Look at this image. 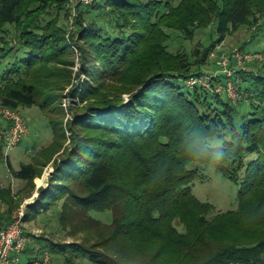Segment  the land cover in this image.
Masks as SVG:
<instances>
[{
	"label": "trees",
	"instance_id": "obj_1",
	"mask_svg": "<svg viewBox=\"0 0 264 264\" xmlns=\"http://www.w3.org/2000/svg\"><path fill=\"white\" fill-rule=\"evenodd\" d=\"M65 1L0 0V35L4 25L14 24L16 44L22 49L4 69L7 81L0 88V107H37L51 134L18 170L6 159L11 176L24 182L20 194L31 192L33 179L53 163L47 186L38 188L35 200L26 205L24 220L59 206V226L68 227L70 235L82 234L79 242L55 243L33 237L22 227L24 235L44 244L35 250L28 242L22 264L41 260L46 247L49 262L57 258L61 264H264V227L248 236L234 233L241 215L244 221L255 217L257 226L264 225V118L258 117L252 102L248 109L243 103L264 104L260 67L250 63L252 72L232 78L239 95L233 103L202 87L182 91L178 83L203 75L210 49L191 63L160 47L163 28L191 37L194 29L212 22L214 42L221 43L230 30L247 23L253 10L263 17L264 28V0H180L175 6L161 0H99L92 5L108 8L130 33L102 36L95 23L80 31V70L98 81L81 85L79 101H94L74 111L67 148L60 98L71 79L67 66L72 61L62 29L55 24L60 14L66 15ZM53 5L54 19L40 25V16ZM11 52L0 53V68ZM225 80L219 75L210 86ZM105 82L117 86L106 87ZM68 92L74 97L77 91ZM123 94H128L126 102ZM7 127L3 123L0 130ZM218 142L221 147L215 146ZM3 147L0 134V157ZM218 152L224 153L220 166L215 161ZM190 164L208 166L231 181L243 171L237 211L207 217L213 206L193 197ZM18 196L9 185L0 187V228L13 220L24 198ZM90 210H110L111 222L86 217Z\"/></svg>",
	"mask_w": 264,
	"mask_h": 264
},
{
	"label": "rangeland",
	"instance_id": "obj_2",
	"mask_svg": "<svg viewBox=\"0 0 264 264\" xmlns=\"http://www.w3.org/2000/svg\"><path fill=\"white\" fill-rule=\"evenodd\" d=\"M99 0H96L95 5ZM149 0H142V3L148 2ZM162 3L169 2L175 6L180 0H161ZM69 0H66L64 3V10L66 15L60 14V20H56V25L61 27L62 35L65 41H67L68 51L71 52V65L67 66L70 71V82L65 87L64 91L61 93L60 98V107L62 109V129L66 137L64 146L67 148L69 146V138L71 137V126L70 122L73 119L74 111L81 108L86 102L94 101V98H88L86 101L81 102L78 99V94L81 90V85L85 84L86 81L93 82L94 84L98 81L96 78L94 80H89L88 76L83 74L80 70L81 67V51L80 45L82 41H79L80 31L86 29V26L96 24L101 29V34L106 35L107 37L111 36H127L130 33L128 27H123L122 21L115 19L114 16L108 13V8H95L92 5H87L85 7L76 6L74 8V13L71 11V7L68 5ZM97 5V4H96ZM82 9V17L79 19V10ZM88 9V10H87ZM55 7L45 9V14L40 16L41 22L40 25H44L47 20L54 19L55 17ZM58 17V18H59ZM57 18V17H56ZM257 19V22L254 19ZM262 20L259 14L255 10L251 11V15L246 24L239 25L224 38L221 43L214 42L217 38L215 33V24L212 22L209 26L205 28H197L192 31V36L189 37L185 33H180L178 30L163 28L165 34V39L162 41L160 47H162L167 53L171 55H183L185 61L193 62L194 58L201 59L202 53L205 49H210L208 55L206 56L205 65L202 69L203 74H215V58L221 56L222 54L228 55L234 49H241L245 47L248 51H264V28L262 27ZM91 23V24H90ZM18 31L17 26L14 24H6L1 30V43H0V53L4 51H12V54H9L5 60L1 63L2 67L0 68V88H2L6 81L7 77L3 79L4 69L6 64L12 60V55L15 56L16 52L22 51L20 46L16 44V37ZM64 41V42H65ZM66 43V42H65ZM21 54V53H19ZM195 56V57H194ZM256 63L259 68L260 73L264 76V60ZM97 65V64H96ZM250 63H247L245 67L251 72ZM3 69V70H2ZM195 69V68H194ZM193 69V70H194ZM16 78H14L15 80ZM236 81H240V78H237ZM105 82L106 87L108 86H117V83H108ZM181 90H188L190 87L180 81L178 82ZM248 85L249 83L242 82V85ZM102 87V86H100ZM99 87V89H100ZM201 88L200 86H196ZM75 90L76 95L74 97L69 96L70 90ZM101 90V89H100ZM190 91V89H189ZM124 102L128 99V94L120 95ZM243 98H245V93ZM242 98V99H243ZM247 98V97H246ZM252 102L254 109L257 108L258 117L264 118V104L258 101H243L245 107L248 109V104ZM251 110V113L255 110ZM25 122L27 128V134L20 140V142L13 148L5 149L3 147L2 154L0 157V187L10 186L12 189V194L19 197L18 195H24V198L20 201L18 208L15 211L14 217L21 211L25 215L26 205L32 203L37 197V189L40 187H46L48 182V177L52 173L53 163L50 161L41 171V173L33 179V190L29 193L26 189L23 194L19 193V190L24 186L20 184L12 185V176L11 172L6 165V160L10 162V166L13 170H18L21 163H29L30 157L39 147L45 146L51 138L50 131L47 127L46 120L43 113L37 107H19L17 111ZM3 124L0 123V127ZM264 127V124H263ZM30 137L28 141L27 137ZM7 156V158H5ZM259 156L257 154L248 155L247 160L255 159ZM188 169H191L194 174V178L190 183L191 193L194 195L197 200L201 202H207L213 206V211L209 213L207 217L212 215L225 212L227 210L237 211L238 202H237V190L238 182L241 180L243 171H240L239 174L235 176V179L232 181L221 176L216 170L211 169L208 166H203L199 164H190ZM18 183H22V180H17ZM40 184V185H39ZM27 194V196H26ZM1 209V206H0ZM58 210L59 206L49 209L46 212H42L40 215L36 216L34 219H25L22 218V227L31 234L33 237H44L45 239L52 242H79L82 238L81 233L75 235H70L68 227L66 230H63L58 224ZM110 210H90L85 213L86 217L93 218L100 223L109 224L112 219ZM241 215V214H239ZM240 218H243L241 222H237L235 226V232L237 235H250L254 231H258L264 227V225L255 224V217H251L249 221H244V215H241ZM243 221V222H242ZM247 221V222H246ZM174 226L178 231H182V226L178 225L177 221L173 222ZM29 242L34 244V249L36 250L39 245L44 246L43 242L33 240L32 237H29ZM45 253H48V247L44 248ZM50 256V254L48 253ZM61 264V260L50 258L49 264ZM81 263L89 264L87 260H83Z\"/></svg>",
	"mask_w": 264,
	"mask_h": 264
},
{
	"label": "built area",
	"instance_id": "obj_3",
	"mask_svg": "<svg viewBox=\"0 0 264 264\" xmlns=\"http://www.w3.org/2000/svg\"><path fill=\"white\" fill-rule=\"evenodd\" d=\"M96 0H69V6L74 13L76 6L85 7L92 5ZM264 60V51H248L234 49L228 55L222 54L215 58V74L201 75L191 77L186 80L187 87L200 86L209 89L215 94L225 95L233 103L239 100V95L236 92V86L232 82V78L237 76L238 72L248 73L246 64L252 62H260ZM225 77L224 84H216L213 87L210 83L217 76ZM0 123L8 124L5 131L0 130V134L4 135V148L11 149L15 147L20 140L27 134L25 122L17 111L10 108L0 107ZM7 158V156H5ZM6 160V159H5ZM23 213L20 211L13 220L6 226L0 228V264H22V252L25 245L29 242V236L23 234L22 218ZM49 256L44 254L39 261H34L32 264H48Z\"/></svg>",
	"mask_w": 264,
	"mask_h": 264
},
{
	"label": "clouds",
	"instance_id": "obj_4",
	"mask_svg": "<svg viewBox=\"0 0 264 264\" xmlns=\"http://www.w3.org/2000/svg\"><path fill=\"white\" fill-rule=\"evenodd\" d=\"M215 146L216 147H221V143L218 142L217 145H215ZM215 161H216L218 166L222 165L223 162H224V153L223 152L216 153Z\"/></svg>",
	"mask_w": 264,
	"mask_h": 264
},
{
	"label": "crops",
	"instance_id": "obj_5",
	"mask_svg": "<svg viewBox=\"0 0 264 264\" xmlns=\"http://www.w3.org/2000/svg\"><path fill=\"white\" fill-rule=\"evenodd\" d=\"M29 138H30V137L28 136V137L26 138V140L28 141ZM30 157H31V156H30ZM30 157H28V159H29ZM11 184H12L13 186L16 185V184H20L21 186H23L24 182H22V183H18L17 179H14V178L12 177ZM39 185H40V184H39ZM51 264H54V263H51Z\"/></svg>",
	"mask_w": 264,
	"mask_h": 264
}]
</instances>
